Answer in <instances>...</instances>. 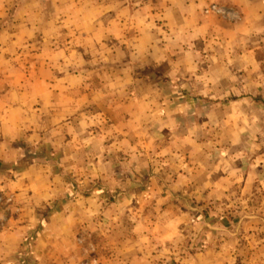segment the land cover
I'll return each instance as SVG.
<instances>
[{"label": "crops", "instance_id": "crops-1", "mask_svg": "<svg viewBox=\"0 0 264 264\" xmlns=\"http://www.w3.org/2000/svg\"><path fill=\"white\" fill-rule=\"evenodd\" d=\"M13 1L0 0V159L49 146L60 161L0 171V264H166L168 243L187 248L180 264H264V0H49L51 16ZM50 33L66 41L29 43ZM205 105L222 130L202 141L222 146L209 168ZM199 194H222L227 216L195 218Z\"/></svg>", "mask_w": 264, "mask_h": 264}, {"label": "rangeland", "instance_id": "rangeland-1", "mask_svg": "<svg viewBox=\"0 0 264 264\" xmlns=\"http://www.w3.org/2000/svg\"><path fill=\"white\" fill-rule=\"evenodd\" d=\"M60 3H58V7H57V4H53L52 2H49V0H15L13 1V3L11 5H13L12 7H16V8H21L24 12L27 10H31L33 8L35 9H41V12L42 14L46 15H50L54 13V15L60 11V6H59ZM57 8V9H56ZM25 9V10H24ZM15 9H10L11 12H14ZM41 14V15H42ZM57 18V17H56ZM55 18V19H56ZM35 20L38 21L39 25H44L46 20L47 22L49 21L48 18H46V16H39L37 17ZM63 35L60 34V33H50V34H37V35H33L32 39L29 40V43L30 44H37L38 46L41 45V43H46V42H51V41H66L65 40V37H62ZM93 35L90 36V38H88L86 41H90V42H93V38H92ZM73 38L75 37L74 35L72 36ZM71 40V39H70ZM76 41V39H75ZM28 43V44H29ZM76 43V42H74ZM71 56H77V51H71ZM204 103V102H203ZM206 109H209V106L205 105L203 106L199 111V114H198V119H199V128H198V131H197V138L199 139V143L202 145V146H199V151H198V154H197V158L199 159V161H205L206 162V166L209 168L211 167L212 163L210 162L212 159H213V156L215 155H221L222 154V146L220 145H210V146H204L203 145V142L205 139H208V138H216L215 141H218L221 139L222 137V130L220 129H214V130H211L210 128L209 129H206L205 126H206V122L211 119V118H207V115H206ZM183 133H186V130H183ZM203 141V142H202ZM202 142V143H201ZM205 143V142H204ZM36 147V146H35ZM186 147H183V150L185 149ZM210 162V164H209ZM202 180H205V178H200ZM98 181L95 180V184L93 182H89L87 184H84V185H87V186H82V189L83 190H86L88 188L89 185H95L96 188H101L103 191H105V202H112L114 200H116V196L111 194L109 192V190L107 188L104 189V186L102 184H99L97 183ZM106 187V186H105ZM187 196V195H185ZM198 196H201V198L199 199L198 198V201L194 200L199 204L201 202L204 203V201H206L207 203H210V207L207 208V210H197L196 207L193 211L192 214H194V217L195 218H199V217H206V218H221L222 216H227V210H223L221 208V203L223 200H225L224 196L222 194H214L212 195L211 198H208V196L206 194H199ZM233 199L232 201L235 202L234 206L235 207L236 205H239V202H241L240 204H243V200L244 199H241V195H233ZM206 200H203L205 199ZM103 199V198H102ZM254 199V197H253ZM153 198L151 196V198L149 199V201H152ZM182 201V199H180ZM188 200H191V199H188ZM193 200V199H192ZM263 200V198H262ZM251 206H253V204L251 203ZM212 208V210H211ZM197 210V211H195ZM238 207L231 211V214L230 216L232 217V214H235V215H238ZM186 211V210H185ZM202 211V212H201ZM154 212L157 214V211L154 210ZM184 212V211H183ZM187 212V211H186ZM186 217H189V213H184ZM183 216V217H185ZM152 230H155L154 228ZM159 233V232H158ZM157 245L158 243L157 242H154V248L157 249ZM198 246V243L194 245V247L196 248ZM90 248L92 250H94V246H93V243L90 244ZM167 250H170V251H176L177 254H169L170 258H166L165 261H166V264H180L181 263V257L179 255H184V251L187 250L186 247H182L181 245H177L175 243H168L165 247ZM179 256V257H178ZM178 257V258H177Z\"/></svg>", "mask_w": 264, "mask_h": 264}, {"label": "trees", "instance_id": "trees-1", "mask_svg": "<svg viewBox=\"0 0 264 264\" xmlns=\"http://www.w3.org/2000/svg\"><path fill=\"white\" fill-rule=\"evenodd\" d=\"M39 158H47L48 160L60 161V155L53 153L49 146L45 147H29L25 150V156L23 160L17 163L5 162L0 159V171H22L25 169L28 163L35 161Z\"/></svg>", "mask_w": 264, "mask_h": 264}, {"label": "built area", "instance_id": "built-area-1", "mask_svg": "<svg viewBox=\"0 0 264 264\" xmlns=\"http://www.w3.org/2000/svg\"><path fill=\"white\" fill-rule=\"evenodd\" d=\"M211 10H216V11H218V12H220V9H218L216 6H213L212 8H211ZM208 12V11H207ZM12 201V198L11 197H7V196H5V195H3V194H0V203H9V202H11Z\"/></svg>", "mask_w": 264, "mask_h": 264}]
</instances>
